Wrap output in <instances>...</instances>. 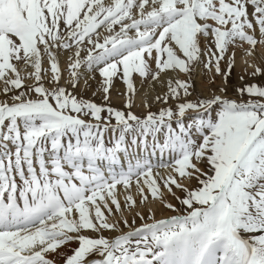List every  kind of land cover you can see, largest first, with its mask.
<instances>
[{
    "label": "snow or ice",
    "instance_id": "obj_1",
    "mask_svg": "<svg viewBox=\"0 0 264 264\" xmlns=\"http://www.w3.org/2000/svg\"><path fill=\"white\" fill-rule=\"evenodd\" d=\"M0 264H264V0H0Z\"/></svg>",
    "mask_w": 264,
    "mask_h": 264
},
{
    "label": "rangeland",
    "instance_id": "obj_2",
    "mask_svg": "<svg viewBox=\"0 0 264 264\" xmlns=\"http://www.w3.org/2000/svg\"><path fill=\"white\" fill-rule=\"evenodd\" d=\"M239 59L237 58V54H236V64L233 67L231 76L229 78L230 85L236 84L238 75L244 74V66L241 65L242 67H238V64H237V60H239ZM195 76H197V70H196V75H194L193 77H195ZM197 77H199L203 83H206L205 77L201 73V71H200V74ZM245 79H247L246 75H245ZM88 83L90 85L89 87H83V81H81V88L77 89V91H82L85 98H91L95 102L101 103L102 102V98H101V93L100 92H97L95 96H92V92L96 91L97 86H98L96 81L89 80ZM217 83H219V80L217 81ZM193 84L196 87L195 90L197 92L205 93L206 89H203L202 91L197 89V86L195 85L196 83H195L194 79H193ZM147 85H148L147 83L144 84V85H141L139 79L138 78L136 79L135 86H136V88L138 90L137 91V97H138V94H142L143 95V92L141 91V89L147 88ZM117 87L120 88L119 85ZM160 88H162V87L161 86H159V87L157 86V87L154 88L155 92H156V95L159 94V89ZM120 90L122 91L123 89L120 88ZM137 97H136V106H134L132 110H133V112L139 114V113L143 112L144 109H143V106H142V102H138ZM148 97H149V95H147V98ZM148 99H150V98H148ZM151 100H153V99H151ZM110 102H111L112 106L117 107V108H121L123 106L124 98L122 96L118 95L117 91L115 89H113L112 90V94L110 96ZM150 105H152V110H154V111L157 110L160 107V105L158 103H155L154 101H152V103ZM178 206H179V204H178Z\"/></svg>",
    "mask_w": 264,
    "mask_h": 264
},
{
    "label": "bare ground",
    "instance_id": "obj_3",
    "mask_svg": "<svg viewBox=\"0 0 264 264\" xmlns=\"http://www.w3.org/2000/svg\"><path fill=\"white\" fill-rule=\"evenodd\" d=\"M238 54H239V55H238ZM237 58H238V59L240 58L239 60H237L238 67H242L243 64H242V62H241V53H240V52H237ZM241 65H242V66H241ZM61 66L63 67V64H62ZM199 74H200V69L197 68V76H198ZM197 76L193 77V79H194V81H195V83H196L195 85L197 86V89L202 91L203 89H206L207 84H206V83H203V82L201 81V79H200L199 77H197ZM157 86L159 87L160 85L157 84L155 87H157ZM195 88H196V87H195ZM141 91L143 92V95H142V94H138V97H137L138 102H142V100L144 99L145 91H147V95H149L148 98H150V99H148V98H147V99H148L149 104H151L152 101H153V100H151V99H153V97L156 95L155 89H152L151 86L148 84V85H147V88H145V89H141ZM163 91H164V88H160V89H159V94H162ZM160 172H161V174H164V169H160ZM133 194H135V193H133ZM177 195H180V193H177ZM169 199H170V201H171L172 203H175V204L177 205V207H179L177 201L171 200V198H169ZM153 208L156 209V215H157V218H163V217H165V216H168V215L173 214V213H170V212H168V211H166V210L160 208L158 204H157V205H153ZM138 223H139V221H138Z\"/></svg>",
    "mask_w": 264,
    "mask_h": 264
}]
</instances>
